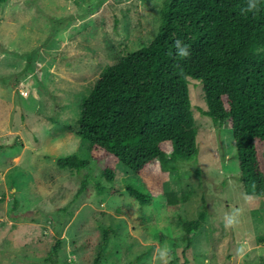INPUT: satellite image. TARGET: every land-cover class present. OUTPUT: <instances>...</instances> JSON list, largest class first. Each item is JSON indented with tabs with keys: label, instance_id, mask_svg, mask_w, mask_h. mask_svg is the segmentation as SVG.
Returning a JSON list of instances; mask_svg holds the SVG:
<instances>
[{
	"label": "rangeland",
	"instance_id": "1",
	"mask_svg": "<svg viewBox=\"0 0 264 264\" xmlns=\"http://www.w3.org/2000/svg\"><path fill=\"white\" fill-rule=\"evenodd\" d=\"M165 1L1 6L0 264H95L100 253L97 264H264V196L245 187L233 129L206 112L203 82L189 77L197 154L178 156L162 184L188 196L179 208H169L164 194L140 204L127 187L149 190L122 162L115 180H105L76 131L83 99L103 69L153 40ZM73 153L89 166L58 165ZM201 210L206 220L184 250V221Z\"/></svg>",
	"mask_w": 264,
	"mask_h": 264
},
{
	"label": "trees",
	"instance_id": "2",
	"mask_svg": "<svg viewBox=\"0 0 264 264\" xmlns=\"http://www.w3.org/2000/svg\"><path fill=\"white\" fill-rule=\"evenodd\" d=\"M6 1L0 0V8ZM247 2L166 0L153 40L107 65L84 97L77 133L89 141L105 180H115L119 162L141 178L148 192L127 187L140 204L159 194L169 208L188 200L162 184L178 156L192 158L198 151L189 77L204 83L206 112L232 127L245 187L264 196V0L254 12H244ZM176 40L188 46L187 58L177 57ZM89 162L77 153L57 158L60 167L78 171ZM87 184L84 178L82 188ZM206 217L201 210L184 221V250ZM104 238L108 241V229ZM100 260L101 253L95 264Z\"/></svg>",
	"mask_w": 264,
	"mask_h": 264
},
{
	"label": "clouds",
	"instance_id": "3",
	"mask_svg": "<svg viewBox=\"0 0 264 264\" xmlns=\"http://www.w3.org/2000/svg\"><path fill=\"white\" fill-rule=\"evenodd\" d=\"M258 7V0H248L247 2V6L244 9V12H254L255 10H257ZM174 46L176 49V55L178 58H187L190 53L188 51V46L184 45L182 41L180 40H176L174 42ZM235 213H233L232 215H226L225 216V224L226 226L234 223L235 222ZM161 255H165V253H161Z\"/></svg>",
	"mask_w": 264,
	"mask_h": 264
}]
</instances>
